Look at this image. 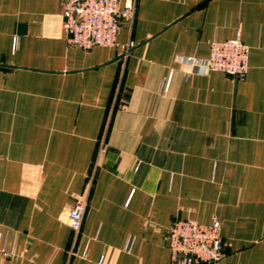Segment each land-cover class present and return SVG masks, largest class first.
Returning a JSON list of instances; mask_svg holds the SVG:
<instances>
[{
	"label": "crops",
	"instance_id": "1",
	"mask_svg": "<svg viewBox=\"0 0 264 264\" xmlns=\"http://www.w3.org/2000/svg\"><path fill=\"white\" fill-rule=\"evenodd\" d=\"M62 22L61 0H0V264H171L187 218L219 221L216 264H264V0H137L89 50ZM238 34L243 80L186 74Z\"/></svg>",
	"mask_w": 264,
	"mask_h": 264
},
{
	"label": "built area",
	"instance_id": "2",
	"mask_svg": "<svg viewBox=\"0 0 264 264\" xmlns=\"http://www.w3.org/2000/svg\"><path fill=\"white\" fill-rule=\"evenodd\" d=\"M137 0H61L62 29L68 46L84 50L93 47L116 45L122 20L132 21ZM17 38L13 39V50ZM132 46L127 44L125 51ZM249 48L239 38V34L223 41L209 43V56L199 59L194 56L184 58L182 64L187 75L193 73H224L235 80H243L248 71ZM168 76L163 88L169 84ZM87 207L85 194L79 195L68 213L71 230H80ZM167 242L171 264H216L223 257L221 226L213 219L208 224L193 219L176 220L167 230ZM133 238L127 240L124 250L130 252ZM6 256L9 254L5 253ZM101 255L97 264H103Z\"/></svg>",
	"mask_w": 264,
	"mask_h": 264
}]
</instances>
